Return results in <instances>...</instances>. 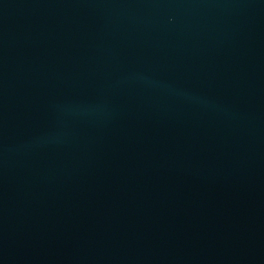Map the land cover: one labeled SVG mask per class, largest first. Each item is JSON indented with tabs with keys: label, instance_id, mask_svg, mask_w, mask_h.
<instances>
[{
	"label": "water",
	"instance_id": "95a60500",
	"mask_svg": "<svg viewBox=\"0 0 264 264\" xmlns=\"http://www.w3.org/2000/svg\"><path fill=\"white\" fill-rule=\"evenodd\" d=\"M0 264H264V0H0Z\"/></svg>",
	"mask_w": 264,
	"mask_h": 264
}]
</instances>
